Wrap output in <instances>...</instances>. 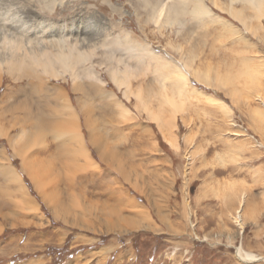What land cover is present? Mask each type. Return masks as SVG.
I'll list each match as a JSON object with an SVG mask.
<instances>
[{
	"label": "rangeland",
	"instance_id": "obj_1",
	"mask_svg": "<svg viewBox=\"0 0 264 264\" xmlns=\"http://www.w3.org/2000/svg\"><path fill=\"white\" fill-rule=\"evenodd\" d=\"M12 1L6 8L14 24L79 30L84 48L97 47L92 64L103 84L83 72L79 88H72L69 73L44 83L51 95L54 86L68 93L95 160L76 170L71 183L59 148L68 137L48 131L54 120L43 123L45 140L30 151L54 158L59 179L47 188L56 190L67 213L44 199L11 145L25 120L13 118L10 108L45 111L52 101L27 88L32 75L3 77L0 98L11 96L6 116L0 115L8 134H0V264H264V17L235 2L249 31L229 7L211 6L199 17L188 7L180 20L155 23L153 7H132L130 0H83L81 7L68 0L51 13L39 1ZM135 44H148L155 54ZM111 67L132 69V91L141 90L150 110L160 114H148L134 94L128 98L113 82ZM176 68L188 73L187 85ZM163 82L172 102L160 98ZM191 86L218 101L194 94ZM77 99L87 107L89 124ZM94 136L111 150L109 159L99 155ZM8 166L21 174L31 200L18 202ZM112 208L119 215L110 216ZM239 247L261 259L240 257ZM99 250L103 256H94Z\"/></svg>",
	"mask_w": 264,
	"mask_h": 264
},
{
	"label": "bare ground",
	"instance_id": "obj_2",
	"mask_svg": "<svg viewBox=\"0 0 264 264\" xmlns=\"http://www.w3.org/2000/svg\"><path fill=\"white\" fill-rule=\"evenodd\" d=\"M35 1L36 2L39 1V4L43 8L48 7L49 13H51L59 3L61 4V7H63L62 5L67 4L68 2V0H35ZM238 1L243 2L246 7H251L252 9H254L256 11L257 17L259 18L264 17V0H229V3L227 4H223L220 0H209V1L130 0L129 2L132 7H153L154 9L151 15V20L155 23H162L164 21L166 22L170 21V23H172L171 21H176L177 19H179L178 17L180 16V14L182 13L184 14V12L185 13L188 12V7H192L191 9L192 11L190 12L198 17L204 14H209V12H211V9L209 7L211 6L224 7V8L229 7L227 11L230 12L233 17L239 19L242 22V24L245 25V28L247 27V30H249L250 27L248 26L247 23L248 19L245 20V18L242 16L243 14L237 11V8L235 9L234 3ZM72 2H74L71 5L72 7H81L83 0H72ZM210 3L211 5H208ZM26 5L27 4L25 5L23 4V6H17V7H27ZM13 6L14 5L12 0H7L6 6L5 4H3V6L0 5V86L2 85L3 77L5 75L14 78V74H20V73L29 74L28 76L32 75L34 77H32V80L28 82L27 88L31 87L32 85V89L36 95H38L40 98L44 99L48 103L50 101H52V103L46 107L45 111L40 108H38V111H34L28 108L24 112V114H21V110H23L24 108H22L19 105H16L15 108L12 109L10 108L9 112L13 118H16L18 120L21 119L25 120V126L14 137V140H11L12 143L11 142L10 143L13 147V152L15 151V154L19 155V157L22 160L21 162L22 170L25 171L28 174V176L32 179L34 185L40 191L44 199L49 201V203H52L55 206H57V211L63 210L64 212L68 213L70 209L62 205V202L57 192H55L56 190L51 191L47 188L50 185H53V183L55 184L56 180L59 179L58 175L56 176L53 175V171H55L56 169V163L55 161H53L54 158L52 160H48V159L44 160L31 153L30 150L33 149V147H36L35 145L37 143L40 144L45 140L44 137L46 136L45 132L47 131L46 130L47 128L43 125V123H45L46 120H52V121L54 120L55 121L54 124L49 127L48 131L52 132L54 135L62 134L63 136L68 137L67 141L62 142V144L59 145L64 160L63 162L64 170L68 171V173L71 172L70 175L66 172L68 180L71 183H73L74 173L77 172L76 170L80 171L93 165L95 160H93V158L89 154V151L85 146V142L83 141L84 139L82 138L81 132L79 130L80 118L78 116V113H76V106L73 104L68 93L61 86H54L53 88L54 93L52 92L51 95L49 93L50 91L46 89V84L44 83L50 82L52 77L53 78L56 77L57 79L59 77L65 78L66 74L69 73V75L72 77L71 78L72 88L73 89L77 87L79 88L80 86H76L79 85L76 82L79 80L80 72H83L89 79H97L99 82L103 84V81L98 76V73L93 69V64H92V58L97 53L96 52L97 47L93 44V45H89V48H84L83 45L85 41L81 42V38H79V33L76 34L79 30L66 32L65 29H63L61 31L60 30L56 31L53 28H48L46 25L43 26L41 29H39V27L35 25L37 21L35 24H31V25L26 20H23L22 23H20V25H17L18 23L14 24L12 22L13 19L9 16L11 9L6 8ZM111 6L116 7V5H111ZM1 7H5L4 10ZM155 7H157L156 10ZM24 13L27 16H29L27 14L28 10L26 11L24 9ZM16 21H18V19ZM227 22L229 23L230 21ZM260 27L262 28V24ZM71 34L75 36H71ZM137 45L138 44H135V47H138ZM145 45H147L148 47ZM145 45L140 44V48L147 47L148 51L151 54H155L154 50L148 44ZM141 50L146 51L145 48H142ZM100 64L102 65V63ZM185 66L186 68L189 69L187 64H185ZM176 69H178L181 80H183L184 84L187 85L186 80H187V76H189L188 73L185 72L184 68L182 69L176 68ZM193 72L197 75V77L204 78L202 74L195 71ZM110 73L113 82L119 88H125V93H126L125 95L128 98L130 97L129 96L130 94H134L136 98H138V100L141 102V105H143L144 109L148 112V114L154 116L160 114L150 110L149 103L147 102V99L141 90L139 92L132 91L131 81L133 78L136 77V74L132 69L126 67L123 70H119L118 67H111ZM191 87L190 88L193 90L194 94L204 95L210 100H217L211 96L209 97L205 95L202 91H198L197 88H194L193 86ZM24 88L26 87H23L19 91L22 92ZM161 88H162V92L160 98L163 99V101L172 102L170 100H172L173 96L171 97V95H169L167 91L164 90L165 88L164 82L161 84ZM14 94L16 96V92ZM46 94H48V96L42 97V95H46ZM9 96L11 95L6 92V94H3L2 99L0 98V113H1L0 115L4 117L8 112V107L7 104H5V102L6 100H8ZM77 101L79 107L82 109V111H84L83 108H87L86 105L81 101V99H77ZM84 102L86 103V101ZM4 104L6 106H4ZM122 110L124 111V109ZM83 116L86 118V121L88 120V124H89L90 119H88L89 115L87 110L84 111ZM92 116L90 112V117ZM92 126H95V124ZM97 128L98 127H96V129ZM0 134L3 135L4 137L8 136L6 130H4L2 126L1 119H0ZM31 135L34 136L33 141ZM62 135L60 136V138L62 137ZM24 138H26V141H23ZM98 140L101 139L100 138L96 139L95 136L90 139V141L94 145L99 147V151H100L99 155L101 154V158L105 159V157H107V159H109L110 156L112 155L111 150L106 151L105 148H103L104 146L103 147L101 146V141ZM6 168H9V170L7 171L8 174L11 175L10 178H12V181L19 186L20 193L17 194L18 196H20V200H18V202L21 203L23 201L26 202L31 200L25 186L23 185L22 182L23 180L20 176L21 174L15 171L16 169H14L13 171V169L9 166ZM128 199L130 200V202H134L135 200V199L133 200L132 198H128ZM116 200L121 201V197L120 196L117 197ZM142 214L143 213H141V215ZM109 215L115 217L116 215L119 214L116 208H112L109 210ZM235 220L241 227H243V222L238 217ZM109 222L111 225L114 224L112 218H110ZM103 251L104 250L100 252L99 250L97 252H92V253L94 254V256L96 255L98 256V254L99 256H103ZM238 254L240 257L245 258L248 261H253V260L256 261L261 259L260 257L252 253H246V255H243V251L241 247L238 248ZM101 262L102 260L99 259L98 263L100 264Z\"/></svg>",
	"mask_w": 264,
	"mask_h": 264
},
{
	"label": "crops",
	"instance_id": "obj_3",
	"mask_svg": "<svg viewBox=\"0 0 264 264\" xmlns=\"http://www.w3.org/2000/svg\"><path fill=\"white\" fill-rule=\"evenodd\" d=\"M107 196H108V195H107ZM109 198L112 199L110 195H109ZM115 200H116V199H115ZM112 201H113V200H112Z\"/></svg>",
	"mask_w": 264,
	"mask_h": 264
}]
</instances>
